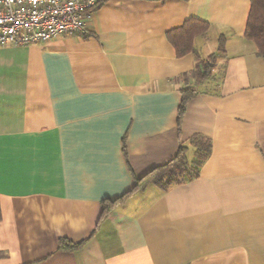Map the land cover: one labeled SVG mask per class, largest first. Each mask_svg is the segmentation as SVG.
I'll return each instance as SVG.
<instances>
[{
    "label": "crops",
    "instance_id": "1",
    "mask_svg": "<svg viewBox=\"0 0 264 264\" xmlns=\"http://www.w3.org/2000/svg\"><path fill=\"white\" fill-rule=\"evenodd\" d=\"M250 0H105L87 33L0 47V264H264V63ZM194 18L199 59L224 54L177 126L181 77L166 33ZM191 85V84H190ZM199 136L198 176L149 185L98 224L103 199ZM123 146L125 154H123ZM81 244L59 251L58 241Z\"/></svg>",
    "mask_w": 264,
    "mask_h": 264
},
{
    "label": "trees",
    "instance_id": "2",
    "mask_svg": "<svg viewBox=\"0 0 264 264\" xmlns=\"http://www.w3.org/2000/svg\"><path fill=\"white\" fill-rule=\"evenodd\" d=\"M208 29L209 25L206 22L190 18L180 27L166 33V39L178 58L187 54H194L196 58L194 70L181 77V80L189 86L180 90V102L177 109L178 129L186 104L197 93L196 87L210 78L215 63L224 54V39L219 37L216 52L205 59L198 58L194 40L206 34ZM244 38L254 45L257 57L264 63V0H250ZM189 145L193 148L190 159H188V147L180 145L173 157L166 163L150 169L141 176H133V186L129 190L113 199H103L100 203L101 212L98 224L107 219L115 209L126 204L133 195L143 192L149 185H154L166 192L172 187L196 178L200 167L209 156L211 145L209 140L199 136L192 137ZM122 150L126 156L124 146ZM80 246L81 244H72L65 239L58 241L59 251H73Z\"/></svg>",
    "mask_w": 264,
    "mask_h": 264
},
{
    "label": "built area",
    "instance_id": "3",
    "mask_svg": "<svg viewBox=\"0 0 264 264\" xmlns=\"http://www.w3.org/2000/svg\"><path fill=\"white\" fill-rule=\"evenodd\" d=\"M105 0H0V47L42 45L60 36H84Z\"/></svg>",
    "mask_w": 264,
    "mask_h": 264
},
{
    "label": "rangeland",
    "instance_id": "4",
    "mask_svg": "<svg viewBox=\"0 0 264 264\" xmlns=\"http://www.w3.org/2000/svg\"><path fill=\"white\" fill-rule=\"evenodd\" d=\"M192 157V154L191 153H189L188 154V159H190Z\"/></svg>",
    "mask_w": 264,
    "mask_h": 264
}]
</instances>
